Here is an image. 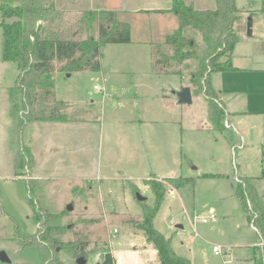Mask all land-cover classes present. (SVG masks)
Wrapping results in <instances>:
<instances>
[{"label": "rangeland", "instance_id": "rangeland-1", "mask_svg": "<svg viewBox=\"0 0 264 264\" xmlns=\"http://www.w3.org/2000/svg\"><path fill=\"white\" fill-rule=\"evenodd\" d=\"M205 1L211 4V0ZM235 4L237 60L244 57L264 67V0H235ZM55 10L41 23L64 40L97 38L98 24L106 22V17L89 11L71 15ZM117 14L120 21L125 19L123 14ZM153 17L147 14L133 18L132 43H108L103 55L96 57L104 66L114 63L115 68L119 66L116 69H124L118 76H113L116 70L111 69L114 80L110 78L107 82L108 91L96 70L68 76L69 72L56 71L59 68L56 64L55 72L46 74L53 79L55 98L68 101L62 111L70 119L89 118L93 121L89 127L77 131L63 121H32L20 131L16 120L0 113V255L5 253L10 259H0V264H46L37 246L16 240L18 236L36 234L40 226L28 199L30 177L42 181V190L37 195L40 203L61 213L60 239L65 243L76 239L85 243V251L89 253L79 255L86 258L85 264L101 262L106 250L113 253L115 264H160L153 242L145 238L150 246H143L135 236L145 237L140 223L145 209L155 204L156 195L148 183L151 177L141 179L151 173L158 177L172 176L158 179L168 188H164L152 220L154 227L170 238L175 254L188 258L191 264H264L263 149L255 141L244 146L232 128L224 132L211 129L214 125L209 121L211 116L202 87L190 81L197 65L195 59L186 58L182 62L170 59L173 47L163 42L153 46L161 48L162 56L155 54L156 49L150 46L147 51L140 48L143 44H137L139 40L158 36L153 32L157 28V22L152 25ZM249 17L250 36L246 32ZM1 22L0 17V25ZM163 30L168 34L174 32L167 25L160 29ZM186 34L192 36L198 51L202 43L200 33L188 29ZM150 53V69L155 67L156 58H161V62L165 61L162 58H169L159 66L162 75L153 70L150 75L142 74ZM17 74L19 69L13 61L0 58L1 83H11ZM140 76L146 88L137 97L131 88ZM183 83L192 89L194 96L190 104L179 103L172 92ZM159 88L164 90L157 92ZM163 98L169 101L165 106ZM176 140L182 141L183 157L179 162L173 160L172 142ZM233 143L234 147L230 148ZM23 144L30 146L35 165L16 175L14 153ZM132 150L144 156L143 159L123 162V155L132 154ZM115 156L119 166L112 162ZM205 173L216 176H204ZM128 174L137 177L132 182L123 179ZM98 175L116 178H97ZM179 176L192 177L194 182ZM237 182L245 188L248 212L235 195ZM170 184L178 190V195H173ZM137 192L145 200L138 201ZM68 204L72 209H67ZM210 210L216 220L203 224L194 219ZM178 223L183 227H176ZM214 245L222 248L221 255L213 253ZM58 248L57 257L63 264H76L78 256H73L67 248Z\"/></svg>", "mask_w": 264, "mask_h": 264}, {"label": "trees", "instance_id": "trees-1", "mask_svg": "<svg viewBox=\"0 0 264 264\" xmlns=\"http://www.w3.org/2000/svg\"><path fill=\"white\" fill-rule=\"evenodd\" d=\"M152 11L158 13L168 11L177 17V28L165 36L163 44L173 47L170 59L177 62H182L186 58L195 59L197 65L190 81L193 85L202 87L207 100V112L211 116L209 121L214 125V128L210 127L214 131L224 132L226 114L220 98L212 88L209 76L212 72L236 69L231 62L233 49L238 40L233 27L235 14L238 12L235 0H216L214 9H195L184 0H172L169 9ZM51 13H56L53 0H0L2 58L8 62L13 61L19 69L14 84L8 89L9 115L16 120L20 131L30 121L74 120L68 118L62 111L67 107V102L55 98L53 79L42 80V75L54 73L56 64H59L56 71L98 70L100 66L96 57L102 55L104 45L131 41L130 26L117 18L115 10L91 12L93 15L106 17V22L98 24L97 38L91 37L85 41L64 40L54 31L45 28L41 22ZM188 29H193L201 35L202 43L198 51L192 36L186 34ZM154 53L162 56L161 48L156 49ZM221 56L224 58L220 59ZM167 58V56L162 58V61H166ZM165 61L161 62V58L160 60L156 58L153 69L160 72L159 66L164 65ZM13 165L16 175L23 174L24 169L35 165L29 146L24 144L19 146L14 153ZM203 175L216 176L210 173ZM150 179L151 181L147 182L155 192V204L145 209L140 228L145 231V238L153 242L160 264H191L188 258L173 252L170 238L164 237L153 225L152 217L159 208L160 198L166 186L161 184L162 180ZM184 180L194 182L192 177H186ZM41 183L42 181L35 177L27 180L28 199L34 209L36 221L40 224L37 233L31 236H18L16 240L26 245L37 246L46 264H63L57 257L58 247L67 248L73 256L89 253L85 251V243L79 239L71 243L69 241L65 243L60 239L63 229L59 223L61 213L53 212L49 206L40 203L37 195L42 190ZM244 190V186L237 182L235 195L241 201L243 210L248 212ZM97 264H115V258L106 250L101 262Z\"/></svg>", "mask_w": 264, "mask_h": 264}, {"label": "crops", "instance_id": "crops-1", "mask_svg": "<svg viewBox=\"0 0 264 264\" xmlns=\"http://www.w3.org/2000/svg\"><path fill=\"white\" fill-rule=\"evenodd\" d=\"M184 1L186 4H192L195 9H214L216 5L215 0H211V4H209V2L207 4L206 1L204 2V0H184ZM53 3H54V9H58L60 13L64 12L65 14H71V15H75V14L81 15L85 11L94 12V11H99V10H106V11L115 10L117 11V13L123 14L125 18L123 19V21L128 23V25L130 26L131 34L133 33L132 29L135 24L133 18L139 15H144V16H146L147 14L154 15L155 19L153 17L152 25H155V22H157L158 29L157 28H155V30L153 29V32L155 36L156 35L158 36L153 37V38L159 39L158 42H154L153 40H156V39H153L152 37H150L148 38L149 40L148 39L146 41L139 40V43H137V44H143L140 48L146 51L150 48H156V47H153L156 43H162L164 41V38L168 33L164 30H163L164 32L162 31L163 32L162 33L160 31L161 28L163 29L165 28V25H167L171 27V29L175 30L178 26V19L173 13L168 12V11H163V13L152 11V10H157V9H160V10L169 9L171 7L172 0H53ZM198 3H202L201 6H199ZM2 31H3L2 26L0 25V45L2 43V38H3ZM140 34L142 33H139V35ZM141 38L142 37H140L139 39ZM238 40L235 43V47L233 49V53L231 57V62H233V65L236 67V69L232 71L212 72L209 76V80L211 81L212 88L217 93V97H219L222 102L223 109L226 114L225 120H224V125L226 129L232 128L233 131L236 134H238L239 140L241 141L242 144H244V146H249V143H253V141H255V144L259 145L264 150V67H262L259 64H255L254 62H249V60H247L244 57H239V59L237 60V57H236L237 53L235 54V50L237 48ZM131 43L132 42H129L128 44H125V45H129ZM105 46L106 45H104V47ZM162 46L163 44H161V46L159 47H162ZM2 54L3 52L0 47V58H2ZM148 54L149 53H147V55ZM151 55L152 54L150 53V55L147 58L148 66L146 70L144 69L142 71L143 75H150V73H152V70H153V73L156 72V70L150 69ZM99 66L100 68L96 70V72H98L100 76L102 77V80L104 82L103 87L105 88V91H108L109 87H108L107 82H109L110 78H112L111 69H113V72L116 70V73L114 72L113 76L121 75V72L124 69H120V70L116 69L119 66L116 65V68H115L114 63L108 66H104L101 60H99ZM78 72H83V71H78ZM78 72H69L68 76H70L72 73H78ZM89 72L95 73L92 71H89ZM161 73L162 72L160 71L159 75L163 74ZM17 76L11 83L9 82V84L0 82V113H1V116H3V114L9 115L10 103L7 100V89L9 88V86L14 84ZM48 78L49 77H47L46 73L41 76L42 80L48 79ZM140 78L141 76L137 80L138 83H135V81L132 82V88H131V90H133V95L137 97H138L137 94L139 93V91L140 90L142 91V89L146 88V84L141 82ZM185 85H189V84L183 83L179 86V88L176 87L173 89L176 91L178 89H181L182 86H185ZM117 88H121V87H117ZM163 90L164 88H159L157 92H160ZM119 94L121 95V93ZM120 95H118V97H120ZM191 96L192 97L194 96L192 94V89H191ZM163 99L162 101L163 103H165L164 104L165 106L166 103H168L169 101L167 98H163ZM45 121H41V122H45ZM62 121H50V122L61 123ZM139 121L141 124L143 123V120H139ZM63 122L66 124H69L72 129L76 128L77 131H80V129H84V127H87V126L89 127V125L93 121H90L89 118L79 117L74 120H65ZM181 142H182L181 140L180 142L179 140L172 142V150L174 151V154H173L174 161L179 162L182 160L183 150L182 148H180ZM233 147H234V143L230 145V148H233ZM77 148H79V145H77ZM138 153L139 152H137L136 150H132V154L130 155L124 154L121 160H123V162H125V160L132 162V163L133 161L138 162V159L142 160L144 157L140 155V153L139 154ZM112 162L116 164L115 166H119L118 164H120V161L117 159L116 156H115V161H112ZM123 168L125 169L126 167H123ZM124 169L122 173L126 171V170L124 171ZM83 177H86V176H83ZM136 177L137 176L128 174V175H124L123 179H127L132 182L133 179H135ZM150 177L160 179V178H168L172 176L158 177L156 173H151L149 177L148 176L141 177V179H146V178L149 179ZM179 177H183V176H179ZM186 177L187 176L183 178H186ZM97 178H106L109 180L111 179L114 180L116 176L102 177V175L100 176L98 175ZM241 178L243 179L244 182L246 181L242 176ZM171 187L172 188H170L169 186V189H173V195L174 196L178 195V190H176L175 186L171 185ZM166 188L168 187L166 186ZM185 218L188 219L189 222H191L190 216L185 214ZM170 221H173V220L170 219ZM176 227L182 228L183 224L178 223L176 224ZM135 236L140 238V241L143 246H150L147 243V241H145L146 240L145 237L143 238L142 236H139L137 234H135ZM111 254L113 256L112 252ZM115 263H116V258H115Z\"/></svg>", "mask_w": 264, "mask_h": 264}, {"label": "water", "instance_id": "water-1", "mask_svg": "<svg viewBox=\"0 0 264 264\" xmlns=\"http://www.w3.org/2000/svg\"><path fill=\"white\" fill-rule=\"evenodd\" d=\"M246 27H247V35L250 36L251 32H252V27H251V17H249L247 19L246 22ZM173 92L176 95V98L178 99V102L183 104V103H188L190 104L192 102V96H191V88L189 85H185L182 86V88L180 90H173ZM136 199L138 201H143L145 200V197L143 195H141L139 192L136 193ZM67 209H72V205L68 204V208ZM57 251L59 250V248L56 249ZM0 259H2L3 261H10V259H8V257L6 256L5 253H2L0 255ZM77 264H85L86 262V258L85 257H81L78 256V258L76 259Z\"/></svg>", "mask_w": 264, "mask_h": 264}, {"label": "built area", "instance_id": "built-area-1", "mask_svg": "<svg viewBox=\"0 0 264 264\" xmlns=\"http://www.w3.org/2000/svg\"><path fill=\"white\" fill-rule=\"evenodd\" d=\"M215 218H216V216L213 213V211H210L207 214H203V215H196L194 217L195 220H197V221H199V222H201L203 224L208 222V221H210V220H216ZM114 232H117V230L115 229ZM221 250H222V248L220 246H218V245L212 246L213 253H215L217 255H221L222 254Z\"/></svg>", "mask_w": 264, "mask_h": 264}]
</instances>
